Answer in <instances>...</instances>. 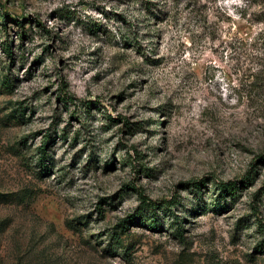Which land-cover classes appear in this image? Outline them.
Instances as JSON below:
<instances>
[{"label":"rangeland","instance_id":"1","mask_svg":"<svg viewBox=\"0 0 264 264\" xmlns=\"http://www.w3.org/2000/svg\"><path fill=\"white\" fill-rule=\"evenodd\" d=\"M151 2L0 0V264H264V0Z\"/></svg>","mask_w":264,"mask_h":264},{"label":"trees","instance_id":"2","mask_svg":"<svg viewBox=\"0 0 264 264\" xmlns=\"http://www.w3.org/2000/svg\"><path fill=\"white\" fill-rule=\"evenodd\" d=\"M151 1H152V0H146V9H147L148 11H150V13H151L152 15H154V14H157V11H159L160 8H159L156 4H154L153 2H151ZM156 3H157V2H156ZM157 4H158V3H157ZM138 22L141 23L140 25H143V24H144V18H138ZM148 23H151V22H148ZM148 25H149V24H148ZM135 27L137 28L138 26H135ZM47 156H48V154H47V149H46V147L44 146V147L41 148V158L43 159V162H42L43 165L46 164L45 161H46V159H47ZM220 188H221L222 190H230V189H233V186L230 185V184H228V183L223 182V183L221 184ZM234 192H235V191H234ZM125 224H126V220H124L123 222H121L119 225H120L121 227H124Z\"/></svg>","mask_w":264,"mask_h":264}]
</instances>
